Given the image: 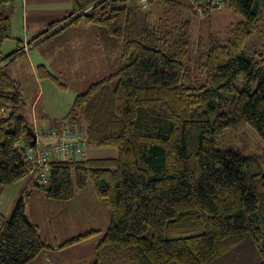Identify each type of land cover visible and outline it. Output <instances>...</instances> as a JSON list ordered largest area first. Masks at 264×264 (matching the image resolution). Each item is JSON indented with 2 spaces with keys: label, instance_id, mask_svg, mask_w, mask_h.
<instances>
[{
  "label": "trees",
  "instance_id": "trees-1",
  "mask_svg": "<svg viewBox=\"0 0 264 264\" xmlns=\"http://www.w3.org/2000/svg\"><path fill=\"white\" fill-rule=\"evenodd\" d=\"M14 1L0 0V9ZM72 2L69 15L49 22L28 45L83 23L99 29L107 56L120 51L115 70L77 94L54 126L69 127L85 146L117 153L82 158L73 149L43 161L46 169L29 157L30 147L37 146L31 145L36 131L23 112V85L8 70L24 41L4 53L12 13L0 11V186L25 180L11 216L0 213V264H31L52 250L30 219L35 192L62 210V202L88 181L109 209L95 264H209L247 238L257 248L258 264H264L261 163L254 154L217 143L240 120L264 138V43L252 39L264 38V0ZM222 5L240 19L227 40L211 37L200 63L204 83L189 86L190 17ZM37 74L66 88L45 65ZM40 170H47L48 178ZM98 232L78 234L56 249Z\"/></svg>",
  "mask_w": 264,
  "mask_h": 264
},
{
  "label": "rangeland",
  "instance_id": "rangeland-1",
  "mask_svg": "<svg viewBox=\"0 0 264 264\" xmlns=\"http://www.w3.org/2000/svg\"><path fill=\"white\" fill-rule=\"evenodd\" d=\"M11 5L15 7L16 4L13 2ZM7 7H2L0 11L7 10ZM10 16L12 25L11 38L7 39L3 44L5 54L12 52L18 44V40H23L22 37L24 35V18L21 6H18L15 13L13 12ZM185 16L188 17V13H185ZM261 16L264 22V7ZM190 18L193 21V31L190 48L191 60L188 63L190 71L188 85L199 87L205 80V76L200 72L201 57L207 51L211 37L227 40L232 35L231 30L240 17L226 5H222L219 8H214L209 12L191 16ZM47 22L49 21L45 20L41 24L47 25ZM41 29H45L44 26ZM99 32L97 27H93L88 33L86 31V35L91 37L92 42L91 44H85L82 41L87 36L75 37L72 35L74 33H82L79 27L74 25L65 31L64 36L56 35L48 39L46 42L39 44L41 48L37 46L34 52L31 53L32 60H36L37 64L46 63L52 72L56 69L60 70L58 73L65 72L64 75H57L59 80L61 79L60 82L66 84V88L60 87L50 79L41 81L44 85L42 87L43 107L45 106L46 114L48 115V118L43 119V126L50 124L48 122L49 118L57 120L65 118L78 93L85 91L91 83L111 73L119 65L115 58H117L120 51L114 50L110 57L109 55L107 56L98 41L99 37L97 35ZM28 37L32 38L29 33H27L26 39ZM255 37L256 39L258 38V44L260 43L259 45L261 46L264 43V38L259 39V35L255 34L252 39ZM18 66L14 62L8 67V70L23 85V112L29 121L33 122L35 117L33 116L32 97L35 95V84L32 81L34 79L26 66ZM37 131L39 132L40 130ZM40 141L43 144L46 143L44 138L40 139ZM217 143L220 147L234 148L244 154H254L259 159L264 172V138L251 124L241 120L236 122L218 136ZM92 147L85 146V151L81 154L79 153V157L100 156L91 152L90 149ZM103 149L105 151L109 149V151L117 153L115 148ZM68 155L66 153L63 157ZM43 168L46 169V165ZM40 173L46 178L49 176L47 170H40ZM24 182L25 180L22 179L10 185L0 186V213L5 217L9 218L11 216L15 203L22 194ZM41 193L43 192L41 191ZM24 196H26V193H24ZM32 197V203L29 205L30 219L39 225L40 234L52 246V250L50 249L44 255H40L31 264L48 262L47 258L49 256L47 253L61 264H95L94 261L98 254L97 245L104 236L110 221L109 209L103 203V200L96 197L92 182L88 181L85 189L78 190L73 199L62 202L64 203L62 210H56L57 208L52 207L47 200H44V197H40L38 192H35ZM41 202L43 204L40 205ZM92 229H98L99 232L82 241L56 249V245H62L66 240ZM259 261L260 256L257 248L252 239L247 238L209 264H258ZM129 264H133V262L129 261ZM137 264L152 263L149 260H144L139 261Z\"/></svg>",
  "mask_w": 264,
  "mask_h": 264
},
{
  "label": "crops",
  "instance_id": "crops-1",
  "mask_svg": "<svg viewBox=\"0 0 264 264\" xmlns=\"http://www.w3.org/2000/svg\"><path fill=\"white\" fill-rule=\"evenodd\" d=\"M15 7L8 5L7 9H11V13H15V10L17 9L18 6H21V10L23 11V24H24V28H23V43H24V48L23 51L20 54H17L16 56H13L10 60L15 59V64H18V67H23L26 66L30 72L31 75L33 77V83L35 84V95L32 97V106H33V116L35 117L34 121L31 122L32 123V127L34 128L35 131L37 130H47L50 129V127H54L56 124H58L59 121L61 120H57V119H51L49 118L50 124H47L46 126H43V119L44 118H48V115L46 114V109L45 106L43 107V102H42V98H43V92H42V87L44 86L41 81L43 79L39 78L38 74H37V67L39 65H45L48 69L50 68L46 63H39L37 64L35 61L36 60H32V54L35 50V48L37 46H39V44H42L44 42H46L48 39L56 36V35H60V36H64L65 35V31L72 28L74 25H77L79 27V29L82 31V33H74L72 34L75 37H79L81 35L87 36L86 35V31L87 33L89 32V30H91L94 26L91 25H85L83 23H75L71 26H69L67 29H65L63 32L61 33H53L54 31H51L49 34H46L45 36L39 38L38 40H36L35 42H33L32 44H30V46L28 45V43L31 41V39L33 37H36L37 35L43 33L45 31V29L47 28V25H42V21H56V20H61L63 18H65L67 15L70 14V12L72 11V7H73V2L72 0H16V3L14 1ZM15 15V14H14ZM72 19H69L65 22L68 23L70 22ZM47 22V24L49 23ZM64 25V24H63ZM61 25V26H63ZM44 26L45 29H41V27ZM60 26V27H61ZM27 33L30 34V37L32 38H27ZM51 33H53L50 37L46 38L48 35H50ZM22 34V32H21ZM94 40V39H93ZM97 41V39H96ZM38 42H40L39 44H37ZM92 40L90 36H87L84 38V40L82 41V43H88L91 44ZM44 45V44H43ZM29 46V49L26 50V47ZM46 46V45H45ZM101 46V45H100ZM39 48H41V46H39ZM102 50L103 47L101 46ZM101 55V52H100ZM99 56V55H98ZM20 63V64H19ZM51 71V69H49ZM60 70H55V71H51L52 73H54L56 76H58L57 74L60 75H64L63 72L58 73ZM61 80V79H60ZM38 87V90H37ZM37 90V91H36ZM79 94V93H78ZM76 97V96H75ZM75 99V98H74ZM64 119V118H63ZM62 119V120H63ZM46 141L45 144H48L49 142H51V139L49 138H45L44 139ZM90 145H87L86 147H88ZM91 152L97 155H102V156H114L116 155L114 151H109V149H103V148H99L98 147H92ZM99 150H103V151H99ZM74 156L75 157H79V152H74ZM40 164H42V166L45 165V163L41 162ZM44 255V254H43ZM47 255L49 256L47 258L48 262L44 263V264H61L58 263V261L54 258L53 256H51L50 254L47 253Z\"/></svg>",
  "mask_w": 264,
  "mask_h": 264
},
{
  "label": "built area",
  "instance_id": "built-area-1",
  "mask_svg": "<svg viewBox=\"0 0 264 264\" xmlns=\"http://www.w3.org/2000/svg\"><path fill=\"white\" fill-rule=\"evenodd\" d=\"M27 49H29V46L26 47ZM42 138L51 139V143L43 144L40 141ZM36 144L37 146L35 148L30 147L28 155L32 159L36 157L38 163L46 161L47 159L62 157L73 149L80 154L85 151V144L81 136L74 134L69 127H54L39 132L36 131Z\"/></svg>",
  "mask_w": 264,
  "mask_h": 264
},
{
  "label": "water",
  "instance_id": "water-1",
  "mask_svg": "<svg viewBox=\"0 0 264 264\" xmlns=\"http://www.w3.org/2000/svg\"><path fill=\"white\" fill-rule=\"evenodd\" d=\"M36 143V135H33V140L31 142V145H34Z\"/></svg>",
  "mask_w": 264,
  "mask_h": 264
}]
</instances>
